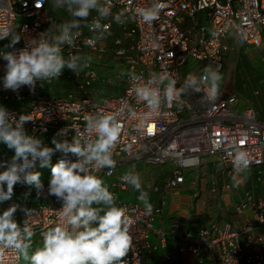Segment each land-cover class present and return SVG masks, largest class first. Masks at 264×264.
I'll use <instances>...</instances> for the list:
<instances>
[{"label": "built area", "instance_id": "2783aa9c", "mask_svg": "<svg viewBox=\"0 0 264 264\" xmlns=\"http://www.w3.org/2000/svg\"><path fill=\"white\" fill-rule=\"evenodd\" d=\"M159 2L162 5L159 17L151 24L135 20L118 25L109 18L104 22L111 23L109 31L113 36L110 39L107 36L89 45L87 41L93 34L85 27L81 29L82 35L75 48L67 45L63 48L67 57L71 53L110 58L116 72L114 80L110 78L105 83L120 84L117 95L105 97L101 102L94 99L95 85L102 79L93 59L79 76L71 71L69 80L75 86L67 97L45 95V87L55 79L43 85L38 81L34 90L28 86L16 92L7 90L3 88L2 81L6 61L0 58V106L14 113L17 119L20 115L31 119L24 125L27 134L40 138L49 147H54L51 143L54 136L71 140L74 129L85 132L86 115L101 113L117 116L122 132L113 149L116 164L110 175L106 174L108 169L96 173L102 178L113 177L124 166H130L136 172L139 162L145 165L165 164L169 167L170 176L164 181L162 189L153 187L155 192L163 193L178 189L187 180L189 172L208 162L219 164L222 172L238 187L239 184L234 182L236 179H233L236 174L228 153L233 143L243 141L242 147L249 152L252 161L249 171L254 173L258 183H264V119L253 106H241L231 87L224 89L220 86V96L214 104L202 103L201 97L207 90V84L201 79L204 70L197 71L198 65L213 69L219 65L222 71L226 55L233 50L235 40L243 46L259 49L264 61V0ZM150 3L151 0H115L112 12L147 7ZM95 17L93 12L89 21ZM51 21L64 23L49 12L46 0H0V27H9L21 37L17 49L22 48L30 37L48 29ZM185 23L188 24L184 28L179 27ZM211 31H216L218 35L213 37ZM190 62L195 63L193 71L183 76L182 71ZM122 71L125 73L123 76L120 75ZM129 72L142 76L141 84L147 81L150 74L155 76L152 87L160 89L162 98L157 112L147 115L146 106L137 102L133 93L136 82H130ZM161 77L175 79V87L182 89V95L171 106L163 103L167 79L161 82ZM77 89L83 90L84 96L76 98ZM8 103L16 105L8 106ZM65 128L69 129L67 135L59 136L60 130ZM61 158L75 160L71 154L64 157L60 152L54 153L51 159L55 164ZM39 168L37 160L32 170L39 172ZM3 170L0 168V171ZM190 183L196 185L195 178L190 179ZM125 184L121 178L113 182L112 193L115 195L114 190L118 187L126 188ZM209 184L211 191L216 192V182L212 180ZM25 187L26 184L15 185L12 199L0 203V212L13 203L30 208L23 196ZM230 187L227 184L223 188ZM117 205L126 208L133 221L130 227L132 243L124 264H144L147 255L155 250L150 239L152 234H156L160 243L166 245V233L154 226L162 207L153 205L149 215L145 207L138 203L119 201ZM60 207L61 204L56 201L39 203L31 208L33 214L28 219L35 235L30 253L42 246V230L56 226ZM233 211L239 217L236 221L220 223L211 220L199 226L190 243L180 246L173 256L165 255L161 260L187 264L184 259L187 254L191 257L189 264H264V201L247 192ZM15 219L23 226L25 217L20 209L15 213ZM180 221L178 217L172 220L171 233H180ZM0 260L2 264L22 262V258L17 260L16 253L10 249H0Z\"/></svg>", "mask_w": 264, "mask_h": 264}, {"label": "clouds", "instance_id": "9594fccd", "mask_svg": "<svg viewBox=\"0 0 264 264\" xmlns=\"http://www.w3.org/2000/svg\"><path fill=\"white\" fill-rule=\"evenodd\" d=\"M50 2L53 11L63 8L71 19L61 24L51 21L48 29L36 37H30L22 48H16L21 42L19 35L9 27H0V41H9L0 49V58L6 61L2 78L4 89L16 92L28 86L34 90L38 81L43 85L59 79L65 68L79 76L92 58L71 53L65 58L62 53L65 45L76 47L82 28L86 27L93 34L87 41L92 45L110 35L111 23L104 22L109 18L118 25L135 20L151 24L158 19L162 7L159 0H151L147 7L121 9L113 14L115 0ZM93 12L96 17L89 21ZM211 35L216 37L218 33L211 31ZM124 74L123 71L120 73L121 76ZM129 76L130 82H136L133 93L137 102L148 109L147 115L157 112L162 98L160 89L152 87L155 76L150 74L143 84L139 83L142 76L134 72H129ZM164 79L167 78L161 77V82ZM201 79L207 84V90L201 97L202 103L214 104L220 96V66L215 69L206 67ZM175 85V79H167L163 89L164 104L171 106L182 95V89H177ZM84 120L85 132L73 128L75 134L71 140L54 136L51 140L54 147H49L40 138L27 134L24 125L31 119L23 115L17 119L14 113L0 106V144L14 152L10 160L0 161V168L4 169L0 171V203L12 199L18 183L35 186L38 196L43 193L41 173L32 170L39 160L40 167L51 166L45 196L55 197L61 204L56 226L42 230V246L31 253L35 233L28 218L33 210L13 203L0 212V249L13 250L17 260L22 258L27 264H124L132 243L130 227L133 221L127 214L128 210L117 205L115 195L102 177L96 175L104 169H108L106 174L110 175L115 168L113 149L121 136L122 125L117 116L101 113L86 115ZM68 131V128L62 129L58 135L66 136ZM89 136L93 138H86ZM242 144L243 141L233 143L228 153L236 174L233 179L248 172L252 163L249 152ZM56 152L64 157L71 154L75 160L61 158L53 165L51 158ZM121 179L139 192L138 200L151 215L153 205L140 175L133 170L125 173ZM18 209L24 213L23 226L15 219Z\"/></svg>", "mask_w": 264, "mask_h": 264}, {"label": "crops", "instance_id": "0c3cea01", "mask_svg": "<svg viewBox=\"0 0 264 264\" xmlns=\"http://www.w3.org/2000/svg\"><path fill=\"white\" fill-rule=\"evenodd\" d=\"M59 11L61 15H63V18L59 19L56 17L58 20L66 22L71 19L69 13L62 11L61 9H59ZM7 42L9 43L7 40L0 41V49H3L4 46L8 44ZM241 46L242 45L239 44L237 40H235L233 50L226 55L224 64L225 68H227V63L234 55V52L238 51ZM94 57L96 58L92 59L95 64L101 65H98L100 68L95 66L102 79V82L100 83H105V81L110 78L114 80L116 71H114L112 68V60L110 58H103L99 56ZM68 71L70 73L67 74L66 78H64L65 71H63L61 78L55 79L50 85L45 87L46 96L62 97L61 95H63V93L69 94L74 91V82L69 80L71 71ZM230 81L232 84V80ZM224 83L226 84V82ZM224 83H222V85H224ZM69 86H73L71 87V91L67 89ZM231 88L233 89L232 85ZM254 95L255 96L253 99L246 98V101H243L238 97L239 103L241 106H253L258 112L259 116L264 119V92L260 93L255 90ZM7 105L13 106L16 104L8 103ZM10 151L11 150L7 149L4 144H0V160H10V158L14 155V152L11 153ZM129 171H132L131 167L124 166L120 168L113 177H104L102 179L104 180L105 185L108 186L109 190L111 191V184L113 182L119 181L122 174H125ZM136 173L140 175L143 187L149 192L150 203L154 206L162 207V213L156 217L154 226L157 230H162L166 233V245L160 243L159 237L156 234H152L150 236V239L155 246V250L151 254L147 255V257L144 259V264H171L170 262H163L161 260L163 256H173L176 254L180 246L190 243L199 226H202L211 220H217L220 223L225 221H236L239 217L233 211V207L247 192L251 191L255 194V197L264 201V183H258L254 177V173L251 175V180L249 182H245L244 179L238 178L237 176L234 182L236 181L239 184L238 187H245L246 189V186L248 185L247 183H249L250 188L248 186L247 188L249 189H246L245 193L242 195L235 194L233 191L238 189V187H235L231 181V178L222 172L219 164L204 162L203 165L199 167V169L189 172L185 183L176 189L180 195L179 199L171 201L168 199L170 198L169 194L172 193V190L165 191L163 193H158L153 190V187L156 186L162 189L163 183H158L160 181L158 174L152 173L146 175L143 171L139 170H137ZM192 178H195L196 185H191L190 179ZM212 180H214L217 184L216 192L211 191V184L209 183ZM227 184H230L231 187L229 189L223 188ZM125 187L126 188L118 187L114 190L116 203L119 201H125L129 203H138L139 205L144 206V204L138 200L139 192L129 186L127 183L125 184ZM23 196L30 208H34L39 203H53L57 201L54 197H52L54 200L53 202L48 201V198L45 196L44 188L43 193L38 196L35 186H29L27 184ZM175 217H178L181 220L180 222L182 227L178 235L171 233V224ZM184 259L187 264H189L191 261L190 255L187 254L184 255Z\"/></svg>", "mask_w": 264, "mask_h": 264}, {"label": "rangeland", "instance_id": "374dc122", "mask_svg": "<svg viewBox=\"0 0 264 264\" xmlns=\"http://www.w3.org/2000/svg\"><path fill=\"white\" fill-rule=\"evenodd\" d=\"M47 8L49 10L50 13L54 14L55 17L62 19L63 15H61L59 9L56 10H52L51 8V2L50 0H48L47 2ZM188 23L185 24H180L179 27L184 28ZM17 34V33H16ZM18 35V34H17ZM108 38L110 39L111 36H113L112 33H110V35ZM8 41V40H7ZM8 43V42H7ZM108 47H111L110 43H107ZM64 55L65 58H67L65 53H62ZM82 56V54H79ZM92 58H96V57H92ZM117 63V62H114ZM99 64H95V66L98 67ZM101 66V65H99ZM195 66L194 62H190L182 71V75L184 76L185 74H188L190 72L193 71V68ZM206 67L209 66H197V71H199L200 69L205 70ZM227 68H223V70L221 71V82H220V86L222 85V83L226 82V84L224 83L223 88L224 89H228L231 87H233L234 92L237 94V96L241 99V100H245L246 98L248 99H253L254 98V91L257 90L260 93L264 92V82H263V77H264V61L262 59V54L261 51L259 49L253 48V47H249V46H241L240 49L238 51L234 52V55L230 58L229 62L227 63ZM69 69L65 68V76L64 78L67 77V74L70 73L68 71ZM71 71V70H70ZM229 71V72H228ZM232 80V84L231 81ZM114 83V81H113ZM75 86V85H74ZM121 85H117L113 84V85H108L106 83H98L97 85H95V89L96 92L92 95L94 97V99H96L97 101L101 102L103 98L111 96V95H117L119 88ZM71 87L73 86H69L67 89H69L70 91L72 90ZM68 93H63V95H61L62 97H67ZM75 95L76 98H81L82 96H84L83 94V90H78L75 91ZM11 153L13 151H10ZM51 164L54 165L52 159H51ZM137 170L139 171H143L146 175L152 174V173H156L159 175L160 177V181L158 183H164V179L166 180L170 174H169V167L168 165H145L142 162H139L137 164ZM262 170H264V168H262ZM39 172L41 173L40 176V180L43 184V188L45 189V194L47 193V188L49 185V181L51 178V166L48 167H40L39 168ZM253 174L252 171H248L245 173H241L238 175V178H242L244 179L245 182H249L251 179V175ZM219 183V182H218ZM248 185L246 186V189L250 188V184L247 183ZM249 186V188H247ZM217 187V185H216ZM245 187H238V189L234 190L233 192L235 194H244L246 191ZM251 192V191H250ZM171 193V192H170ZM252 193V192H251ZM170 198L168 200H176L179 199L180 195L179 193L176 191V189L172 190V193L169 194ZM48 201L53 202V198L51 196H48ZM55 198V197H54ZM264 198V195H263ZM21 264H27V262L23 261Z\"/></svg>", "mask_w": 264, "mask_h": 264}, {"label": "trees", "instance_id": "16d2710c", "mask_svg": "<svg viewBox=\"0 0 264 264\" xmlns=\"http://www.w3.org/2000/svg\"><path fill=\"white\" fill-rule=\"evenodd\" d=\"M223 87V85H221Z\"/></svg>", "mask_w": 264, "mask_h": 264}]
</instances>
